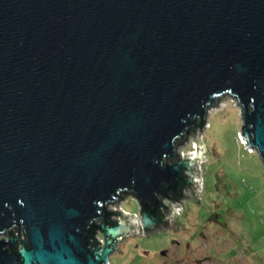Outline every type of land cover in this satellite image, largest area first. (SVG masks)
Masks as SVG:
<instances>
[{"label": "water", "instance_id": "1", "mask_svg": "<svg viewBox=\"0 0 264 264\" xmlns=\"http://www.w3.org/2000/svg\"><path fill=\"white\" fill-rule=\"evenodd\" d=\"M226 95L264 163V0H0V264H110L149 236L146 211L118 202L157 205L177 161L198 192L197 126ZM188 135L192 157L176 151ZM22 225L30 247L11 253ZM175 227L171 213L154 232Z\"/></svg>", "mask_w": 264, "mask_h": 264}, {"label": "rangeland", "instance_id": "2", "mask_svg": "<svg viewBox=\"0 0 264 264\" xmlns=\"http://www.w3.org/2000/svg\"><path fill=\"white\" fill-rule=\"evenodd\" d=\"M240 113L227 95L208 108L200 134L205 157L199 163L200 190L179 207L169 205L175 228L126 236L110 254V264H264V163L242 144ZM184 144L177 154L192 157L197 147L191 135ZM117 205L140 219L132 196Z\"/></svg>", "mask_w": 264, "mask_h": 264}, {"label": "trees", "instance_id": "3", "mask_svg": "<svg viewBox=\"0 0 264 264\" xmlns=\"http://www.w3.org/2000/svg\"><path fill=\"white\" fill-rule=\"evenodd\" d=\"M200 130H204L206 127V120L201 121L198 126ZM177 166L179 169L175 176V181L173 185L166 186V195L160 196L157 201V205H147L146 208L142 207L141 203V212H145L151 217H157V225L153 227H149L147 230L148 234H151L155 230L159 229L163 224H165L166 218L170 216L171 210L169 205L173 207H179L186 197V190L195 189V183L193 181V174L191 172L190 166L186 164L184 161H177L175 164L166 165V167ZM123 194L129 195L133 193L124 192ZM122 194V195H123ZM117 213L109 212L105 220L101 223L93 222L89 231L86 234V242L89 245V249L92 248L93 251H98L102 248L101 235L104 237L105 232L102 231V226L105 225L107 228H115L119 225L117 219H113L116 217ZM158 226V227H157ZM157 227V228H156ZM16 252H19L17 250Z\"/></svg>", "mask_w": 264, "mask_h": 264}, {"label": "flooded vegetation", "instance_id": "4", "mask_svg": "<svg viewBox=\"0 0 264 264\" xmlns=\"http://www.w3.org/2000/svg\"><path fill=\"white\" fill-rule=\"evenodd\" d=\"M112 213H115V212H112ZM118 216V215H117ZM149 216V215H148ZM113 219H116V217H114ZM103 221V219H101V220H99V221H97L98 223H101ZM151 221H152V226L151 227H155L156 225H157V222H156V224H155V222L153 221V219H152V216H151ZM154 224V225H153ZM158 227V226H157ZM156 227V228H157ZM19 229V230H18ZM17 230L18 231H16V232H19L18 233V235L16 234V232H15V230H16V228H14L13 230H11V235H14L15 236V238L17 239V244H16V246L15 247H11L10 248V252L11 253H17V254H19V252H16L17 250H21L22 249V247H23V243H25V244H27V246L28 247H30V245H29V243H28V240L26 239V237H25V234H24V229H23V225L21 226V227H19ZM116 242V241H115ZM114 248V250H115V247H116V244L113 246ZM90 250H92L93 251V249L92 248H90ZM104 264V263H103Z\"/></svg>", "mask_w": 264, "mask_h": 264}, {"label": "built area", "instance_id": "5", "mask_svg": "<svg viewBox=\"0 0 264 264\" xmlns=\"http://www.w3.org/2000/svg\"><path fill=\"white\" fill-rule=\"evenodd\" d=\"M241 133H243V130L241 131ZM240 136H241V134H240ZM241 141H242V144H245V146H247L246 145V142H245V140L243 139V138H241ZM249 151H250V149H248ZM252 151V150H251Z\"/></svg>", "mask_w": 264, "mask_h": 264}]
</instances>
